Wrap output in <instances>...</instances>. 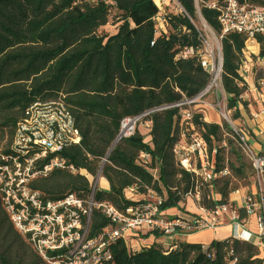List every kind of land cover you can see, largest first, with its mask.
<instances>
[{
  "label": "trees",
  "instance_id": "1",
  "mask_svg": "<svg viewBox=\"0 0 264 264\" xmlns=\"http://www.w3.org/2000/svg\"><path fill=\"white\" fill-rule=\"evenodd\" d=\"M179 1L194 16L193 0ZM247 1L264 6V0ZM112 11L116 29L106 34L101 28L108 24ZM200 11L219 33L216 11L204 7ZM157 12L153 0H0L1 139L6 136L10 140L16 124L32 103L61 97L81 140L59 155L76 169L96 175L99 159L113 141L123 117L199 93L207 85L209 74L194 58L174 59L179 48L199 47L197 33L187 18L170 15L166 31L151 44ZM245 41L246 37L238 33H227L221 39V84L234 121L241 119V108L247 107L242 97L249 86L238 74ZM255 41L259 46L258 57L264 58V35H256ZM261 77L257 76L255 81ZM146 118L152 124L150 142L144 140L137 128L134 135L114 146L109 163L101 172L109 188L95 191L96 202L105 201L123 211L136 203L126 199L123 191L136 184L141 193L152 188L162 195L165 199L162 209L166 210L178 206L184 194L193 189L191 175L176 163L172 152L178 139V109L154 111ZM192 121L209 152L215 151L214 171L221 172L227 167L222 149L215 142L221 140L223 130L238 140L237 132L227 122L222 126L206 122L197 112ZM228 142L233 145L229 138ZM231 150L239 160L243 159L239 148ZM141 151L150 154L149 167L138 163ZM243 165L241 161L238 167L229 164V168L239 175ZM153 169L158 174L156 178ZM227 175L202 186H206V192L201 195L199 206L212 209L230 200L237 187ZM33 188L51 199L69 193L86 197L89 193L84 176L64 169H55L38 179ZM108 224L101 211L93 208L91 233ZM175 243L177 248L168 253L160 242H151L132 254L122 240H117L111 245L113 261L114 264H263L254 242L227 237L208 245L180 240ZM230 249L236 258L234 263L227 254ZM41 263L30 243L14 228L0 198V264Z\"/></svg>",
  "mask_w": 264,
  "mask_h": 264
},
{
  "label": "built area",
  "instance_id": "2",
  "mask_svg": "<svg viewBox=\"0 0 264 264\" xmlns=\"http://www.w3.org/2000/svg\"><path fill=\"white\" fill-rule=\"evenodd\" d=\"M158 9L153 44L156 36L166 31L170 15H181L189 20L197 33L198 48H179L174 59H196L209 74L207 85L195 96L185 97L138 115L123 117L117 132L103 157L99 159L96 175L85 169H76L59 153L75 144L81 136L73 117L61 97L36 101L26 110L16 124L13 134L5 144L0 137V198L16 231L31 245L41 264H114L111 245L122 240L130 253H136L144 245L145 235L159 236L165 253L177 248L176 238L203 230H215L223 223L231 227L230 237L243 242H254L259 258L264 264V154L256 152L248 143L245 134L238 128L241 150L250 160L257 190L247 193L237 188L230 195L236 199L216 205L212 209L200 206V213L190 216H166L162 205L164 197L152 188L138 191L136 184L127 186L123 195L136 203L118 210L108 202H96L95 191L99 188L102 168L109 163L108 156L120 141L135 134L143 118L150 113L168 108L178 109L177 135L172 152L176 163L191 175L193 189L184 198L200 201L203 185L211 184L228 169L214 171V153L209 152L206 141L193 125V115L203 99L218 92L222 67L221 39L227 33L246 37L245 47L255 41V36L264 35V6L239 0H193L195 13L191 16L179 0H153ZM214 10L220 25L217 33L201 15V8ZM196 18V21L194 20ZM186 31L185 27H181ZM248 48V47H247ZM241 58L238 74L249 85L253 78L250 55ZM249 54V53H248ZM226 117V115H223ZM148 125L151 121H145ZM137 161L144 167L151 163L150 154L141 151ZM55 169L79 173L89 183L86 197L74 193L51 199L33 188L38 179L47 177ZM156 178V169L152 170ZM98 209L109 224L92 234L90 230L92 211ZM254 219L255 229L250 230L240 214ZM226 237V238H227ZM228 256H234L228 250ZM236 261L233 257L232 263Z\"/></svg>",
  "mask_w": 264,
  "mask_h": 264
},
{
  "label": "crops",
  "instance_id": "3",
  "mask_svg": "<svg viewBox=\"0 0 264 264\" xmlns=\"http://www.w3.org/2000/svg\"><path fill=\"white\" fill-rule=\"evenodd\" d=\"M259 46L254 41L249 52L252 66L254 68L255 76H261L257 82L249 83L247 91L243 94V100L247 102L246 108H241V119L236 120L239 129L245 134L250 146L259 153L264 154V58L258 57ZM262 73V74H261ZM256 82V84H255ZM104 180H106L104 178ZM107 181V180H106ZM108 183V182H107ZM109 188V184H108ZM236 195H230V199H236ZM185 200V201H184ZM179 208H170L163 210L166 216L172 217L190 216L200 213V206L191 198H185L179 202ZM245 220V225L251 228L254 225L252 217H241ZM255 229V228H254ZM253 229V230H254ZM231 227L227 223H223L215 230H203L195 233L185 234L179 236L176 240L185 241L188 243H201L208 245L213 240H222L230 235ZM159 236L145 235L141 242L149 244L151 242H161Z\"/></svg>",
  "mask_w": 264,
  "mask_h": 264
},
{
  "label": "rangeland",
  "instance_id": "4",
  "mask_svg": "<svg viewBox=\"0 0 264 264\" xmlns=\"http://www.w3.org/2000/svg\"><path fill=\"white\" fill-rule=\"evenodd\" d=\"M114 11L111 12L109 22L106 24L103 28H101V31L106 33V34H112L115 29H116V23H115V17H114ZM194 20L196 21V18L194 17ZM249 45H252L250 43ZM245 50V55H249L248 53L250 52L251 48L244 47ZM243 58V57H242ZM253 69V78L250 81V83H253L255 81V72L254 68ZM222 71V69H221ZM221 71H220V81H219V87H218V92H213L208 94L204 99L201 104V106L197 107V113H199L202 116V120L206 122H215L218 123L222 126L224 122H227L232 129L235 131H238L239 125L236 121L232 120L231 115H232V110L227 109V94L225 93L222 84H221ZM262 74V73H261ZM223 115H226L223 116ZM145 121H148L147 118H143V121L138 127V130H140L143 135H144V140L150 142V129H151V122L147 125ZM228 138L233 142V145H229ZM2 142L5 144L7 142V137L4 136L2 139ZM216 146H219L222 149V153L225 157V166L229 170V174L227 176L231 177L232 183L237 187V188H243L245 192L247 193H252L257 190V184H255V180L253 175L251 174V165H250V160L244 154V152L241 150L239 141L236 140L232 135L229 133H225V130H223V135L221 137L220 141L215 142ZM231 148L233 149H238L241 150V155L243 157L242 160H239V158L236 156L234 152H232ZM238 150V152H240ZM243 161L244 165L242 166V173L239 175H236L233 173V171L229 168V164H233L235 167H238L240 162ZM152 171V170H151ZM153 172V171H152ZM156 177H158V174H155ZM263 193H264V184H263ZM99 188L100 189H108V183L106 180L100 181L99 182ZM206 192V186H204L201 189V195ZM185 199V198H184ZM185 201V200H184ZM178 206H174L171 208H177L180 210ZM170 209V208H168ZM176 210V209H175ZM254 220V219H253ZM254 224V223H253ZM255 228V224L251 226L250 230L253 231Z\"/></svg>",
  "mask_w": 264,
  "mask_h": 264
},
{
  "label": "bare ground",
  "instance_id": "5",
  "mask_svg": "<svg viewBox=\"0 0 264 264\" xmlns=\"http://www.w3.org/2000/svg\"><path fill=\"white\" fill-rule=\"evenodd\" d=\"M247 47L251 48V45H248ZM100 181H104V178H100Z\"/></svg>",
  "mask_w": 264,
  "mask_h": 264
},
{
  "label": "water",
  "instance_id": "6",
  "mask_svg": "<svg viewBox=\"0 0 264 264\" xmlns=\"http://www.w3.org/2000/svg\"><path fill=\"white\" fill-rule=\"evenodd\" d=\"M222 59V58H221Z\"/></svg>",
  "mask_w": 264,
  "mask_h": 264
}]
</instances>
